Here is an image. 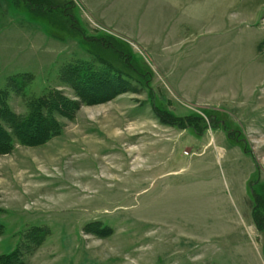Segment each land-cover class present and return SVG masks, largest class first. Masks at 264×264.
<instances>
[{
	"label": "rangeland",
	"instance_id": "1",
	"mask_svg": "<svg viewBox=\"0 0 264 264\" xmlns=\"http://www.w3.org/2000/svg\"><path fill=\"white\" fill-rule=\"evenodd\" d=\"M46 1L0 0L10 110L124 92L0 155V260L264 264V0Z\"/></svg>",
	"mask_w": 264,
	"mask_h": 264
},
{
	"label": "trees",
	"instance_id": "2",
	"mask_svg": "<svg viewBox=\"0 0 264 264\" xmlns=\"http://www.w3.org/2000/svg\"><path fill=\"white\" fill-rule=\"evenodd\" d=\"M28 3L29 6L39 3L47 5L46 0H28ZM34 11L36 12L31 9L32 13ZM74 90L78 100H68L59 92H50L41 98L30 101L27 106L29 114L24 117L18 116L10 110L7 105L6 93L0 92V155L11 153L14 143L23 146H39L46 143L52 136L59 133L56 117L72 119L82 105L105 103L124 92L120 89V85L103 83V81L94 84H79ZM204 129L195 130V132L200 135ZM2 233L3 228L0 227V235ZM41 234H43L41 230H35L33 236L37 237ZM18 260L19 253L16 252L6 261L18 264Z\"/></svg>",
	"mask_w": 264,
	"mask_h": 264
},
{
	"label": "crops",
	"instance_id": "3",
	"mask_svg": "<svg viewBox=\"0 0 264 264\" xmlns=\"http://www.w3.org/2000/svg\"><path fill=\"white\" fill-rule=\"evenodd\" d=\"M33 23H30V24H32V25H34L35 24V21L34 20H31ZM34 32V28H32L31 30H30V32ZM32 36H34V35H32ZM31 41L33 42V40L31 39Z\"/></svg>",
	"mask_w": 264,
	"mask_h": 264
}]
</instances>
